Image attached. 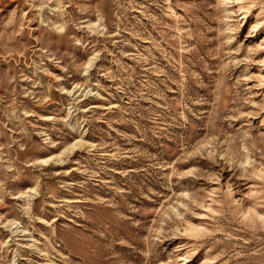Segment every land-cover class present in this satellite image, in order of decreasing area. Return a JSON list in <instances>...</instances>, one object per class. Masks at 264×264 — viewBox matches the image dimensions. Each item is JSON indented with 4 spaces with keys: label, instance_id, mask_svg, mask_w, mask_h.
I'll return each instance as SVG.
<instances>
[{
    "label": "rangeland",
    "instance_id": "obj_1",
    "mask_svg": "<svg viewBox=\"0 0 264 264\" xmlns=\"http://www.w3.org/2000/svg\"><path fill=\"white\" fill-rule=\"evenodd\" d=\"M0 264H264V0H0Z\"/></svg>",
    "mask_w": 264,
    "mask_h": 264
}]
</instances>
